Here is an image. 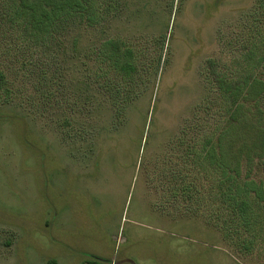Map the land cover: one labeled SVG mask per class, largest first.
Returning a JSON list of instances; mask_svg holds the SVG:
<instances>
[{
	"label": "rangeland",
	"instance_id": "rangeland-1",
	"mask_svg": "<svg viewBox=\"0 0 264 264\" xmlns=\"http://www.w3.org/2000/svg\"><path fill=\"white\" fill-rule=\"evenodd\" d=\"M166 1L130 3L104 33L79 29L86 66L66 58L49 99L8 72L15 91L6 99L0 90V264H264V254L236 251L200 215L175 210L171 190L182 164L177 137L217 92L207 88L208 60L231 66L234 32L255 0H176L170 14ZM139 32L166 34L162 65L145 73L119 123L102 94L98 111L83 103L81 81L94 67L86 51L106 35Z\"/></svg>",
	"mask_w": 264,
	"mask_h": 264
},
{
	"label": "trees",
	"instance_id": "trees-1",
	"mask_svg": "<svg viewBox=\"0 0 264 264\" xmlns=\"http://www.w3.org/2000/svg\"><path fill=\"white\" fill-rule=\"evenodd\" d=\"M135 1L0 0V56L9 57L8 64L0 61V90L6 99L15 91L8 72L21 74L43 98L54 96L50 84L64 78L66 58L86 66L78 55L79 29L98 28L104 33L125 18ZM175 1L165 2L169 14ZM240 25L233 36L238 53L232 68L223 70L220 59L209 58L207 88L217 92L177 137L182 164L179 171L172 170V205L217 227L236 251L260 255L264 254V0H255L247 21ZM72 30L77 33L73 37ZM149 36L141 32L106 35L86 51L94 61L81 81L83 103L90 110H99L92 105L102 94L110 101L115 120L123 123L145 73L153 69L157 74L162 65L166 34ZM213 104L220 105L221 113ZM87 264L103 263L90 260Z\"/></svg>",
	"mask_w": 264,
	"mask_h": 264
}]
</instances>
